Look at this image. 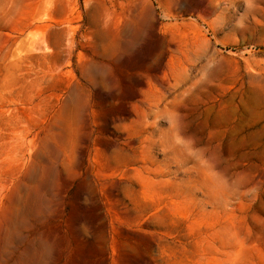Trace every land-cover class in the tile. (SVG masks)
<instances>
[{
	"label": "rangeland",
	"instance_id": "374dc122",
	"mask_svg": "<svg viewBox=\"0 0 264 264\" xmlns=\"http://www.w3.org/2000/svg\"><path fill=\"white\" fill-rule=\"evenodd\" d=\"M0 264H264V0H0Z\"/></svg>",
	"mask_w": 264,
	"mask_h": 264
},
{
	"label": "bare ground",
	"instance_id": "6f19581e",
	"mask_svg": "<svg viewBox=\"0 0 264 264\" xmlns=\"http://www.w3.org/2000/svg\"><path fill=\"white\" fill-rule=\"evenodd\" d=\"M138 4V3H137Z\"/></svg>",
	"mask_w": 264,
	"mask_h": 264
}]
</instances>
